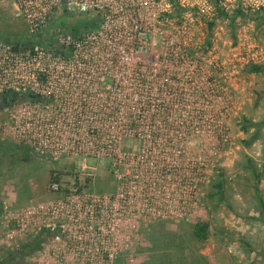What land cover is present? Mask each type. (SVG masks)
Wrapping results in <instances>:
<instances>
[{
    "label": "built area",
    "instance_id": "built-area-1",
    "mask_svg": "<svg viewBox=\"0 0 264 264\" xmlns=\"http://www.w3.org/2000/svg\"><path fill=\"white\" fill-rule=\"evenodd\" d=\"M64 1L15 0L36 36L63 5L93 15L95 28L50 30L20 48L0 41V142L54 159L111 160L114 193L91 190L92 174L68 191L56 177L59 195L24 205L18 226L58 236L56 264H114L125 223L183 220L198 205L210 164L195 143H228L234 107L220 64L200 50L203 28L218 22L217 6L233 14L264 9V0ZM249 54L244 63H260L264 50Z\"/></svg>",
    "mask_w": 264,
    "mask_h": 264
},
{
    "label": "rangeland",
    "instance_id": "rangeland-1",
    "mask_svg": "<svg viewBox=\"0 0 264 264\" xmlns=\"http://www.w3.org/2000/svg\"><path fill=\"white\" fill-rule=\"evenodd\" d=\"M261 11H249L235 21L219 18L212 31L203 28L204 50H200L220 64L222 80L234 95V107L226 117L228 143L213 147V141L206 138L195 143V154L210 164L198 205L183 220L125 223L123 252L114 264H264V219L255 189L256 175L261 172L259 187L264 197V72H248V64L242 61L246 52L251 56L264 50V9ZM16 12L15 0H0V40L45 42L50 30L78 36L95 28L93 15L63 5L50 28L36 36ZM207 42L212 48H205ZM263 57L257 64L264 65ZM6 142L7 146L0 142V260L36 235L18 226V215L24 205L59 195L50 188L54 178L68 191L73 181L92 174L91 190L108 194L116 190L110 159H54L41 152L16 150L19 142L15 140ZM219 183L223 184L224 200L218 195ZM203 221L210 222L209 235L199 240L193 234L194 225ZM64 250V242L50 235L41 249L17 256L13 264H56Z\"/></svg>",
    "mask_w": 264,
    "mask_h": 264
},
{
    "label": "trees",
    "instance_id": "trees-1",
    "mask_svg": "<svg viewBox=\"0 0 264 264\" xmlns=\"http://www.w3.org/2000/svg\"><path fill=\"white\" fill-rule=\"evenodd\" d=\"M249 11L243 10V9H238L235 10V12H233V14H229L227 13L225 10L221 9L219 6H217V17L216 19L219 20V18H229L232 21H235L237 17L240 16H244L247 15L246 13ZM261 13H263V11L260 10ZM217 22V21H216ZM215 21H211L208 23V31H212L214 29V26L216 24ZM207 44H209L207 42ZM24 44H20L18 43L17 45H15V48H20L21 46H23ZM246 70L248 72L251 73H261L264 72V65L262 64H257V63H250L248 65H246ZM8 142H4L2 143L3 146H7ZM16 150H20L23 152H27V153H39V151L35 150L32 147H28L25 146L21 143H19L18 147L15 148ZM22 149V150H21ZM262 173L258 172L256 177L258 178L257 184H256V192H257V197L259 200V205H260V213H261V217L264 219V197L262 194V190L259 187V181L261 179ZM218 187V195L220 196L221 200L226 199L225 197V191L223 188V184L219 183L217 185ZM209 230H210V222L207 221H203V222H197L194 225V236L197 237L199 240H204L208 237L209 235ZM53 233H51V231L49 229H44L41 232L37 233L34 237L31 238L30 241H28L26 244L20 246L18 249H16L15 253H11L9 256H7L4 259L0 260V264H13L14 260H16L17 256H26L27 254H32L35 251L41 249L42 247V243L44 240H46L50 235H52ZM28 251V252H27Z\"/></svg>",
    "mask_w": 264,
    "mask_h": 264
},
{
    "label": "crops",
    "instance_id": "crops-1",
    "mask_svg": "<svg viewBox=\"0 0 264 264\" xmlns=\"http://www.w3.org/2000/svg\"><path fill=\"white\" fill-rule=\"evenodd\" d=\"M2 35L6 36V34H2ZM0 41H2V40H0Z\"/></svg>",
    "mask_w": 264,
    "mask_h": 264
},
{
    "label": "flooded vegetation",
    "instance_id": "flooded-vegetation-1",
    "mask_svg": "<svg viewBox=\"0 0 264 264\" xmlns=\"http://www.w3.org/2000/svg\"><path fill=\"white\" fill-rule=\"evenodd\" d=\"M0 101H1V99H0Z\"/></svg>",
    "mask_w": 264,
    "mask_h": 264
},
{
    "label": "water",
    "instance_id": "water-1",
    "mask_svg": "<svg viewBox=\"0 0 264 264\" xmlns=\"http://www.w3.org/2000/svg\"><path fill=\"white\" fill-rule=\"evenodd\" d=\"M5 100V99H4Z\"/></svg>",
    "mask_w": 264,
    "mask_h": 264
}]
</instances>
